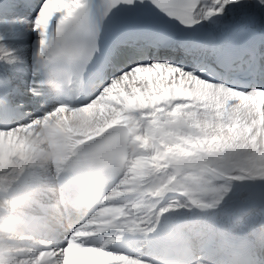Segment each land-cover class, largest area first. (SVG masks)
<instances>
[{
    "label": "snow or ice",
    "instance_id": "snow-or-ice-1",
    "mask_svg": "<svg viewBox=\"0 0 264 264\" xmlns=\"http://www.w3.org/2000/svg\"><path fill=\"white\" fill-rule=\"evenodd\" d=\"M0 264H264V0H0Z\"/></svg>",
    "mask_w": 264,
    "mask_h": 264
},
{
    "label": "clouds",
    "instance_id": "clouds-1",
    "mask_svg": "<svg viewBox=\"0 0 264 264\" xmlns=\"http://www.w3.org/2000/svg\"><path fill=\"white\" fill-rule=\"evenodd\" d=\"M74 126L83 122V117H70ZM29 143L37 150V158L44 164L55 165L64 155L66 137L55 121L40 125L29 138ZM221 255H225L224 246H220Z\"/></svg>",
    "mask_w": 264,
    "mask_h": 264
}]
</instances>
